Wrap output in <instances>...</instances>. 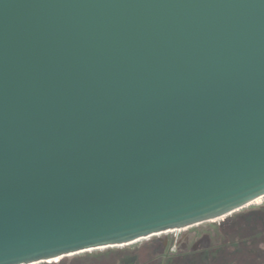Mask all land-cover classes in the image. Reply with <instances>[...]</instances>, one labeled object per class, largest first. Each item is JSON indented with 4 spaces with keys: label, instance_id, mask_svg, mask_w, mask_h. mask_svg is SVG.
Instances as JSON below:
<instances>
[{
    "label": "water",
    "instance_id": "1",
    "mask_svg": "<svg viewBox=\"0 0 264 264\" xmlns=\"http://www.w3.org/2000/svg\"><path fill=\"white\" fill-rule=\"evenodd\" d=\"M262 197L264 0H0V264Z\"/></svg>",
    "mask_w": 264,
    "mask_h": 264
},
{
    "label": "flooded vegetation",
    "instance_id": "2",
    "mask_svg": "<svg viewBox=\"0 0 264 264\" xmlns=\"http://www.w3.org/2000/svg\"><path fill=\"white\" fill-rule=\"evenodd\" d=\"M241 210L216 220L39 264H264V202Z\"/></svg>",
    "mask_w": 264,
    "mask_h": 264
},
{
    "label": "rangeland",
    "instance_id": "3",
    "mask_svg": "<svg viewBox=\"0 0 264 264\" xmlns=\"http://www.w3.org/2000/svg\"><path fill=\"white\" fill-rule=\"evenodd\" d=\"M263 202H264V198H260L256 202H254L253 204H251L248 207H246L245 209L241 210L240 212L247 211V210H250L252 208H256L258 205L262 204Z\"/></svg>",
    "mask_w": 264,
    "mask_h": 264
},
{
    "label": "built area",
    "instance_id": "4",
    "mask_svg": "<svg viewBox=\"0 0 264 264\" xmlns=\"http://www.w3.org/2000/svg\"><path fill=\"white\" fill-rule=\"evenodd\" d=\"M262 198H264V197H262Z\"/></svg>",
    "mask_w": 264,
    "mask_h": 264
}]
</instances>
